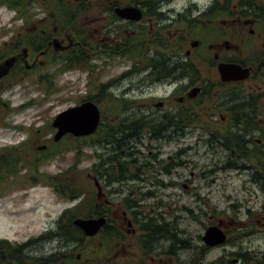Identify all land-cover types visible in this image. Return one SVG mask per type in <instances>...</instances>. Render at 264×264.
<instances>
[{"label": "flooded vegetation", "instance_id": "flooded-vegetation-1", "mask_svg": "<svg viewBox=\"0 0 264 264\" xmlns=\"http://www.w3.org/2000/svg\"><path fill=\"white\" fill-rule=\"evenodd\" d=\"M58 2L66 3L68 15L63 13L64 7L46 6L30 25V32L41 35L45 46L34 53L28 48L26 59L17 60L0 76V110L4 116L0 135L14 139L10 144L0 142V202L14 188H18L21 198L30 194L33 161L39 172V166L53 156L54 152H49L50 137L56 132L52 124L48 125L51 133L46 143L36 146L39 136L33 141V122L25 117L7 122L11 114L23 116L33 101L12 105L4 96L9 90L6 82L32 78L41 66L56 68L60 74L80 64L88 65L90 70L99 64H128L121 78L131 79L149 98L138 104L137 119L125 121L137 122L133 129L127 124L118 125L121 113L129 109L115 110L113 118H120L110 120L104 127L108 134L102 136L97 132L105 120L101 110L100 123L88 136L90 146L102 148L95 151L97 159L91 167L90 193L95 200L89 217H104L106 221L95 236L83 240L90 255L84 259V254L78 253L75 261L204 264L205 252L214 248L204 242V221L194 222L202 229V233H194L190 228L193 224L178 210H162L163 203L153 201L163 194L161 191L178 185L172 177L177 175V168L188 164L183 156L192 146H185L186 136L192 128L189 118L196 111L204 117L201 128L207 148L204 157L211 161L209 171L222 183V202L216 222L210 225L218 226L224 236L215 246L219 250L216 264H264V250L258 242L264 236V205L256 215L251 204L256 188L264 194V0ZM120 10H125L124 16ZM247 38H256L257 45L245 58L239 39L245 43L249 42ZM55 40L59 41L57 48ZM194 41L197 44L192 46ZM23 50L12 46L9 57ZM221 62L248 68L250 75L245 80L224 81L218 71ZM214 69L217 76L212 78L208 70ZM51 76L41 74L36 82H47ZM165 82L173 85L171 91L163 89L161 95L152 94V88ZM102 86V91L90 95L94 100L98 94L103 96L100 101L110 96ZM193 88L198 92L190 96ZM176 117L181 118L178 125ZM159 118L165 123L152 125ZM42 128L37 127V131ZM65 137L74 136L67 134L53 145ZM172 140H178L180 148L172 156L161 157L164 145ZM53 176L56 182L60 178ZM163 176L168 177L165 182ZM177 176L186 180V173ZM239 179V190L229 185ZM53 192L63 197L56 186ZM238 192L243 193L242 199L237 198ZM85 196L83 193L80 199L71 200L69 207L82 202ZM181 209L186 214L192 212L186 206ZM53 224L65 226L59 218ZM45 232L24 239H0V264H70L66 258H73L75 250H83L77 240L42 237ZM55 239L56 243H50Z\"/></svg>", "mask_w": 264, "mask_h": 264}, {"label": "rangeland", "instance_id": "rangeland-1", "mask_svg": "<svg viewBox=\"0 0 264 264\" xmlns=\"http://www.w3.org/2000/svg\"><path fill=\"white\" fill-rule=\"evenodd\" d=\"M40 0L32 4L28 3V22L17 16V12L7 5L0 6V63L9 57V50L12 46H16V42L25 31L31 29V23L40 17L44 12V8L49 5V0ZM35 16V17H34ZM251 38V37H250ZM247 38L245 43H241L239 39V46L242 47L243 57L247 58L248 54L252 53L257 45L253 38L250 41ZM252 50V51H251ZM96 63H101L98 61ZM100 66L95 70H90L88 65L80 64L72 68V70H64L60 74L56 68H47L41 66L33 74L32 78L28 79H9L6 82V87L9 89L4 93L6 99H9L12 105L18 106L21 101H33V106L27 108L24 115L11 114L7 116V122L25 117L27 122H33V141L38 135V144L40 146L46 143V140L51 131L48 125H51L53 118L61 111L81 103L87 96L95 95L98 88L104 85V93L112 96H105L102 101L98 103L105 118V122L110 124V120L121 119L125 121L137 119L138 104L142 99H147L149 96L138 88L131 79L121 78V75L129 69L128 64ZM83 67V68H82ZM208 71L209 74H208ZM207 74L215 78L217 76L216 70H208ZM49 75V80L44 83H37L38 77L41 74ZM186 82V80H184ZM146 88V87H145ZM163 89L171 91L173 85L168 83H161L155 88H152V94L161 95ZM123 97L128 102L129 107L126 113H121L120 117L113 118V107L117 99ZM113 98V99H112ZM121 107V106H119ZM118 110H124L118 109ZM133 114V115H131ZM19 115V116H18ZM4 119L3 110H0V122ZM35 120V121H33ZM47 124V127L45 125ZM37 127H43L37 131ZM54 134V133H53ZM53 134L50 137L51 148L49 152H54L53 156L46 160L39 166V172L35 169L34 161L32 164L31 175L34 177L31 183L32 190L25 198H21L18 188H14L7 199L0 202V239H24L27 237H36L45 230H49L54 226V221L60 218L62 213L70 206L71 201L60 197L53 192V184L48 183L49 177L53 179V175H59L60 178L65 176H72L76 182L84 187L85 198L90 199L93 203L95 196L90 193L93 189V180L91 179V167L96 161L95 151H102V148H93L90 146V139L65 137L61 142L53 145ZM185 146H192V150L185 157L188 161L186 168H177L178 173H186V177L182 180L179 176H174L172 179L176 182V186L166 188L161 191L160 196L153 201H161L163 203L162 210L171 207L172 210H178L177 213L184 219L193 224L190 226L192 232L202 233L200 226L195 224L196 221H204V232L211 222H216L217 212L222 202L221 185L217 176L213 175L209 170L211 161L209 157H204V132L200 125H192L187 131ZM4 140H3V139ZM14 139L3 137L0 135V142L11 143ZM143 141L146 143L147 139L143 136ZM35 146V145H34ZM180 148L179 141L172 140L163 147L161 157L167 158L172 156ZM217 149V148H216ZM35 148H33V153ZM50 154V153H49ZM40 173V174H39ZM40 175H43L40 177ZM36 178V179H35ZM43 178V179H42ZM168 177L163 176L165 182ZM188 184L189 187H186ZM234 184L239 190L241 186L240 179L231 181L229 185ZM29 185V184H28ZM27 185V186H28ZM232 186V185H231ZM9 193V192H8ZM238 199L243 198V193L236 194ZM13 199V202L10 200ZM253 212L258 215L264 205V194L259 192L256 188L253 195ZM152 202V200H151ZM91 203V206H92ZM148 204V202H144ZM149 205V204H148ZM188 207L191 209V214H186L181 208ZM258 226V225H256ZM55 227V226H54ZM56 228V227H55ZM55 239L53 242L56 243ZM261 244V249L264 250V236L258 239ZM83 250H75L73 258L66 262L70 264H78L75 257L78 253L84 254V259L90 255V251L84 245L81 246ZM219 250L214 247L208 249L204 255V264H216ZM94 264V263H92Z\"/></svg>", "mask_w": 264, "mask_h": 264}, {"label": "trees", "instance_id": "trees-1", "mask_svg": "<svg viewBox=\"0 0 264 264\" xmlns=\"http://www.w3.org/2000/svg\"><path fill=\"white\" fill-rule=\"evenodd\" d=\"M40 0H0V6L3 5H7L9 6L11 9L15 10L17 13V16L25 19L26 22H28V3L32 4L34 2H39ZM48 1V0H47ZM46 1V2H47ZM49 5L50 7L53 8V6L55 7H64L63 13L68 15L69 11H68V7H66V3L65 2H58V0H49ZM31 30L29 29L28 31H25L24 35H21L17 42H16V46L17 47H27L29 48L33 53L37 52L39 50H41L44 46H45V41L44 38L39 35V34H35V33H31ZM83 68V67H82ZM103 86L101 85L98 88V91H102L103 89H101ZM103 96H100L99 94L97 95V100L93 99L92 96H87L86 99L88 100H94L95 102H99L100 99ZM111 97V96H109ZM84 99V100H86ZM113 99V98H112ZM113 101H117L119 103H116L115 106H113L116 110L118 109H127L129 107V101L126 102L125 99L123 97L117 98V99H113ZM121 106V107H119ZM177 123V125L179 124L181 118L180 117H176L174 119ZM186 120V119H185ZM190 120V124L191 125H200V126H204V117L201 116L200 114L198 115L196 111H194V114L189 118ZM165 123L163 118H159V120L155 121L152 125L154 126H159V125H163ZM128 125V127L130 126V129H133L132 126H135L137 124V122H133L131 124L124 122L122 119H120V122L118 123V125ZM210 124V123H208ZM109 124L107 122H105V120H103V122L100 123V126L97 130L98 133L102 134V136H105L107 133V131L104 129L105 126H108ZM57 145V144H55ZM49 184H53L54 186L57 187V190L59 191V193L63 196V198H65L66 200H78L81 198V194L84 193V187L83 185H79L76 182V179L72 176H65V178H59V180L56 182V180L51 179V177H49V179L47 180ZM91 201L90 199H86L84 198L82 202H79L78 204H76L75 206L68 208L61 216H60V221L65 223V226H61L59 227L57 225V227L54 230H50L49 232H47L46 234H43L42 237H46V238H53V237H59V238H63L65 241H69V240H77L80 243V247L83 246L84 243V238L85 235L83 234V232L77 228L75 225H73V219L78 217V216H82V217H89L92 215L91 211H92V206H91ZM70 260L66 258V261Z\"/></svg>", "mask_w": 264, "mask_h": 264}, {"label": "water", "instance_id": "water-1", "mask_svg": "<svg viewBox=\"0 0 264 264\" xmlns=\"http://www.w3.org/2000/svg\"><path fill=\"white\" fill-rule=\"evenodd\" d=\"M119 13L124 16L125 10H120ZM197 41L192 43L195 46ZM54 45L57 48L59 41L55 40ZM28 49L25 48L20 54L11 56L0 63V76L7 73L13 64L19 59H26ZM219 74L224 81H237L245 80L250 75V70L244 68L236 63L221 62L218 64ZM198 88H193L189 94L195 96ZM101 119V111L98 105L92 100H86L82 103L69 107L58 113L53 121L52 126L57 129L54 134L53 140L60 141L65 135L72 134L75 137H85L93 134ZM44 146H42L43 148ZM104 217L98 218H84L76 217L73 223L80 228L88 237L95 236L98 230L105 223ZM224 236L218 226H210L206 229L204 234V242L210 246L215 247L219 245Z\"/></svg>", "mask_w": 264, "mask_h": 264}]
</instances>
